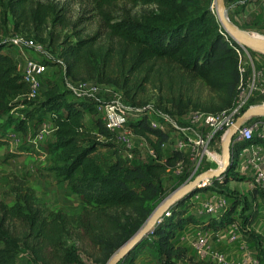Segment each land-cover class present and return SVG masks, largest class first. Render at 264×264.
<instances>
[{
    "label": "trees",
    "instance_id": "16d2710c",
    "mask_svg": "<svg viewBox=\"0 0 264 264\" xmlns=\"http://www.w3.org/2000/svg\"><path fill=\"white\" fill-rule=\"evenodd\" d=\"M1 1V19L7 22L10 15L15 29L22 31L19 33L42 39L49 25L70 27L74 40L62 44L67 75L77 82H95L117 90L132 107H149L150 91L156 95L155 108L176 119L190 111L216 114L235 107L244 82L242 48L225 32L217 14L201 6V0H123L140 9H124L118 16L111 8L119 0H92L100 23L92 34L79 28L83 21L89 22V16L75 22L68 18L73 13L70 0ZM228 3L231 1L226 0ZM229 16L232 20L236 15ZM10 46L8 41H0V122L4 134L12 129L26 137L49 117L57 131L38 154L50 158L49 171L56 183L65 185L84 208L77 215L49 208L26 177H14L4 194H12L15 203L8 205L0 192V264H19L21 252L28 264H87L79 247L82 231L110 259L141 230L170 193L192 181V169L186 168L188 154L172 150L165 156L170 135L151 128L148 119L142 118L129 126L147 140L156 157L148 156L141 162L137 154L130 162L117 144L116 161L100 160L99 148L111 149L108 142L116 139L100 118L93 128L86 125V113L97 116V108L68 99L58 85L46 88L43 102L36 103L37 97L29 98L30 88L18 69L17 50ZM262 72L264 68L258 69ZM196 80H202L214 93L217 104H202L196 99L192 86ZM254 99L250 98L241 115L262 103ZM2 140L0 147L9 143ZM13 157L15 152L7 159ZM182 162L185 171L178 176L175 171ZM236 169L237 164H232L222 181L215 180L197 192L221 193L231 201L218 222H213L214 230L237 223L243 237L261 248L264 239L251 228L257 216L250 213L258 200L264 202V195L254 190L255 198L249 199L231 190V180L245 179ZM169 175L174 183L166 187L163 180ZM197 192L175 206L170 217L146 238L159 264H183L186 259L187 252L176 246V238L188 225L197 224L190 214ZM138 249L122 262L136 264Z\"/></svg>",
    "mask_w": 264,
    "mask_h": 264
},
{
    "label": "built area",
    "instance_id": "2783aa9c",
    "mask_svg": "<svg viewBox=\"0 0 264 264\" xmlns=\"http://www.w3.org/2000/svg\"><path fill=\"white\" fill-rule=\"evenodd\" d=\"M227 6L229 13H235L242 5H246L248 0H230ZM11 46L17 49L18 69L23 75L24 82L30 88L29 98L38 97L46 89V76L49 71V56L35 59L19 53L23 48H32L37 52H43L44 47L23 36L15 37L10 42ZM45 55V54H43ZM242 68V73H245ZM254 72L252 79L241 86L235 107L231 110H225L220 113H204L201 111H190L183 117L176 119L170 114L163 112L154 106L146 108L129 107L125 104L122 94L116 95L112 101L106 104H99L97 112L106 128L115 136L116 142L123 152L126 160L132 162L139 156L147 155L155 158L154 151L144 138L137 136L129 126L132 118L138 121L147 118L151 128L161 130L170 135L173 150L187 153L192 163L193 178L198 172L203 159L211 155V148L214 140L219 135V140L223 145L232 126L241 115V110L248 104L252 97L258 95L264 96V77L261 73ZM102 86L95 82L78 81L70 86V90L78 94L97 96L102 92ZM261 104H264L261 103ZM57 126L51 120L42 122L37 130L30 132L24 137L21 133L9 130L7 136L15 143L26 142L35 152L41 153L42 145L54 138ZM231 166L237 164L236 172L244 178L250 179L251 189L258 190L264 195V117H252L245 120L234 136L231 145ZM196 165V168L193 167ZM185 171V164L178 165L175 174L182 176ZM211 171V170H209ZM224 176L216 179L222 181ZM215 180H205L200 187L211 186ZM197 199H199L197 197ZM224 196L216 198L212 202L203 204L207 214L217 215L222 208L224 214L228 207ZM219 217V215H218ZM260 225L264 228V210L260 217ZM155 230L152 232L154 233ZM151 233V234H152ZM229 241H241L242 258L240 260H229L225 254L219 250L212 249L209 237L200 236L196 245V253L201 259H210L215 264H264V240L260 246H251L244 238L241 239L242 232L240 225L235 223L229 227ZM264 239V236H262ZM218 241L223 238L218 235ZM120 264H123L121 262Z\"/></svg>",
    "mask_w": 264,
    "mask_h": 264
},
{
    "label": "rangeland",
    "instance_id": "374dc122",
    "mask_svg": "<svg viewBox=\"0 0 264 264\" xmlns=\"http://www.w3.org/2000/svg\"><path fill=\"white\" fill-rule=\"evenodd\" d=\"M64 2V0H61ZM71 5L73 8V13L68 15V18L72 20V22H75L77 18H84L89 16V22H85L80 24L79 28L82 30H85L87 34L95 33L99 27V17H96L97 14L94 11L95 4L92 0H70ZM264 0L260 3L254 6V7H247L245 10L242 8H238L237 15L233 17L231 22L242 32L252 33L255 36H264ZM255 4V3H254ZM80 5V7H79ZM201 6L208 10V12H211L212 14L216 15V4L215 0H201ZM128 9L132 12H137L140 9V6H136L132 2H126L123 0H119L114 3L111 10L114 11L115 16H118L121 14L122 10ZM2 1L0 0V41H8L9 44L11 40L18 36L26 37L30 40H34L37 44H40L44 47L43 52H37L32 48H23L22 54H25L26 56L30 58L40 59L45 58V56H49L50 59V67L48 74L46 76L47 82H46V88H50L51 85H58L62 92L67 95V98L70 100H74L75 102H80L83 104L88 105H103L113 100V98L116 95H119V91L110 89L108 87H103L102 92L97 96H89L86 94H78L74 93L70 90V86L77 83V81L73 80L71 77L67 75L66 72V59L63 57L62 54V44L64 41H71L74 40L72 36V31L70 27L66 26H52L49 25V28L47 29V33L44 35L42 39L36 38L31 35L22 34L15 29L13 19L10 17L8 18L7 22H3L1 19L2 11H3ZM230 18V16H229ZM52 44H51V43ZM13 51L17 50L14 49L13 46H10ZM249 51H246L242 48V61L241 65L246 70L244 73V84L246 85L248 81L252 79L253 73H257V80H258V69L264 68V53L254 50V49H248ZM45 54V55H43ZM252 69V71H251ZM261 77H264V72L261 73ZM195 90V96L197 100H200L202 104H217V99L212 93V91L206 86V84L202 80H196L193 85ZM45 92V91H44ZM44 92H42L35 100L36 103H41L44 100ZM150 98H152L151 104L149 106H154L157 100L155 99L156 95L153 91L149 92ZM256 102H264V96L258 95L254 99ZM125 102V101H124ZM127 106H130L129 104L125 103ZM164 105V104H163ZM259 105V104H256ZM157 108V107H156ZM159 109V108H158ZM96 116L91 115L89 112L86 113L85 120L94 121ZM135 118H132L130 123L134 122ZM49 117H45L43 122H50ZM3 123L0 122V139L2 142H4L2 139L6 138L8 139L9 143H5L3 146L0 147V183L1 188L0 192L3 194V199L8 205H12L15 203V197L12 194L5 195V192H9L10 190V184L14 181V177L17 176H23L27 178L28 184L36 191L38 197L42 200L43 203L46 204L47 207L53 208L55 205V199L54 197H49L51 195H55L57 200L59 197L61 198H67L65 195L64 186H59L57 183H55L52 180V174L49 171V166L44 165V160L41 158H36V155L38 154H31L35 152L33 148H30L29 145L24 141L21 143H15L13 140H11L6 134H4V127L2 126ZM104 142H108L106 139H103ZM116 141V140H115ZM114 140L109 141L108 143L111 144V149H105V147H100L98 150V157L100 160L103 161V158H112L114 157L115 152H118L117 148V142ZM23 150H26L23 152ZM15 152L16 157L7 159V156L9 154H13ZM16 152H21L16 153ZM27 152H30L27 154ZM211 155L205 156L203 159V162L201 164V167L199 168L198 172L194 176L192 180H194L196 177L208 172V170H217L223 163H224V155H223V149L222 144L219 139H215L214 144L211 148ZM188 156V155H187ZM188 161L186 164V168H191L192 164L190 162V157L188 156ZM196 168V165L193 167V169ZM207 170V171H205ZM246 178V177H245ZM172 183H174V179L171 175L166 177V185L167 187L170 186ZM229 187V186H228ZM244 189V186L241 184L233 185V188ZM179 189V188H178ZM174 192L170 193L167 198L173 194ZM201 193V192H200ZM199 194V192H197ZM196 194V195H197ZM222 197L221 193H217L216 196L211 197V194H204L201 195V198L197 199V197L193 198V202L201 203V206L197 203L194 205L195 213L197 216H199V212H201L203 215H206L205 209L203 208V204H206L208 202L214 201L216 198ZM224 200L226 201V206L229 207L231 205V201L228 200L224 196ZM64 200V199H63ZM80 200V199H79ZM183 200V199H182ZM67 201V200H66ZM59 202V201H58ZM67 205L73 206L74 211H70L68 213L70 214H79L83 211L84 204L80 200L79 202L75 200H69ZM261 205V206H260ZM264 204L254 205L255 209H252V212L250 215L256 213V221L254 223V228H256L258 235L264 236V228L260 225V217L262 214V211L264 210L263 207ZM259 206L261 207V211H259ZM175 205L173 206V208ZM193 212V209H191ZM198 212V213H197ZM217 214L220 216V212H224V210L221 208ZM193 214V213H192ZM193 216H195L193 214ZM167 217H170V214L167 215ZM196 217V216H195ZM199 219V217H197ZM84 234L82 236L81 243L79 245L81 254L83 256V259L87 264H107L108 258L105 257L102 252L97 249L92 242L89 240V237L82 231ZM146 239H143L142 242L139 244L140 246H143L146 244ZM189 254L192 258L195 257V253L193 250V247L190 246V248H187ZM19 264H28L26 255L21 252L18 256ZM235 260V259H233ZM208 264V263H207Z\"/></svg>",
    "mask_w": 264,
    "mask_h": 264
},
{
    "label": "crops",
    "instance_id": "0c3cea01",
    "mask_svg": "<svg viewBox=\"0 0 264 264\" xmlns=\"http://www.w3.org/2000/svg\"><path fill=\"white\" fill-rule=\"evenodd\" d=\"M263 0H248V2L246 3V5H241L239 7L242 9H246L247 7H254L257 4H260ZM255 3V4H254ZM264 3V2H263ZM230 3L227 4V6ZM238 11H236L234 14L237 15ZM15 53V52H14ZM95 107L97 108L98 105H95ZM99 118V115H97L94 119V121L91 120V123H89L90 121L85 120L86 125L88 127L93 128L94 125L96 124L97 119ZM173 150L172 145H168L167 147H165L164 149V153L165 156H168L170 154V152ZM37 153V152H35ZM119 155L121 156V153H119ZM36 158H41L42 160H44V165L46 166H50V158L48 156H43L40 154L36 155ZM118 158V156L114 155V157L111 158V161L114 162L116 161ZM123 158V157H122ZM103 160H105V158H103ZM139 160L142 161H146L147 160V155H143L139 158ZM211 170V169H210ZM207 171V170H205ZM209 171V170H208ZM52 180L56 183V178L54 175H52ZM164 185L167 187L166 185V178L163 180ZM250 179L245 178L244 180H239V179H234L231 180L230 183L228 184L229 188L231 190H236L240 195L246 196L249 199H254V191L251 189L250 187ZM237 184H241L244 186V189H239L233 188V185H237ZM65 195L67 196V198H61L59 197L58 200L56 198L55 195H51L49 197H54V201L56 202L55 205L53 206V209L55 210H63L65 212H70V211H74L75 209H73V206H68L67 204L70 203L68 202L69 200H75L77 202H79L80 204V200L77 196L69 193V191L66 189V186L64 185V190ZM197 194V193H196ZM194 197H200L201 195L204 194H211V197L216 196L217 193H213V192H207V193H200L197 194ZM223 196V195H222ZM64 199V200H63ZM67 200V201H66ZM59 201V202H58ZM199 201V200H198ZM193 202V212L192 210L190 211V214H194L195 219L197 220V224H190L188 225L181 233H179L177 235L176 238V246H179L181 248H184L187 252V257L185 260H182L183 264H215L213 263L210 259H201L198 257L197 253H196V249H195V245L199 239L200 236H208L209 237V242L210 245L212 247V249L214 250H219L220 252H222L223 254H225V256L229 259V260H240L242 258V250H241V241L239 242H230L229 241V228L228 229H223V230H214L212 228V224L213 222H218L219 217H217V215H210L207 214L206 215L202 214L201 212H199V216H197V214L194 212V205L195 204H199L201 206V203L199 202ZM256 205L258 204H264V202L262 200H258L256 203ZM261 206V205H260ZM259 206V211H261V207ZM264 207V205H263ZM206 212V211H205ZM198 213V212H197ZM192 214V215H193ZM199 217V219L197 218ZM256 221V220H255ZM254 221V223H255ZM254 223L252 224L251 228L253 231H255L257 233L256 228H254ZM258 234V233H257ZM218 235H222L223 238L222 240L219 242L218 241ZM245 239L247 242H249V244L251 246H254L250 240L247 237H243V235L241 236V239ZM190 246L193 247L194 253H195V257L196 258H192L191 255L188 252L187 248H190ZM160 260L159 257L156 253V251L154 249L151 248V246L149 245V243H146L143 246H140L139 249L136 251V260L135 263L136 264H159ZM123 264H129V263H123Z\"/></svg>",
    "mask_w": 264,
    "mask_h": 264
},
{
    "label": "water",
    "instance_id": "95a60500",
    "mask_svg": "<svg viewBox=\"0 0 264 264\" xmlns=\"http://www.w3.org/2000/svg\"><path fill=\"white\" fill-rule=\"evenodd\" d=\"M217 18L225 32L243 49H254L264 53V36H255L252 33L240 31L229 18V8L226 0H215ZM252 117H264V104L250 106L242 115H240L230 130L226 142L222 145L224 155V165L217 170L208 171L194 180L177 189L173 194L166 198L152 213L145 225L138 231L123 247H121L107 262V264H120L125 258L135 250L143 239L149 235L162 223L164 218L170 214L173 206L183 202L188 196L197 192L200 185L209 179H219L225 177L231 170V145L234 136L238 132L241 124ZM183 199V200H182Z\"/></svg>",
    "mask_w": 264,
    "mask_h": 264
},
{
    "label": "bare ground",
    "instance_id": "6f19581e",
    "mask_svg": "<svg viewBox=\"0 0 264 264\" xmlns=\"http://www.w3.org/2000/svg\"><path fill=\"white\" fill-rule=\"evenodd\" d=\"M222 165H224V163Z\"/></svg>",
    "mask_w": 264,
    "mask_h": 264
}]
</instances>
